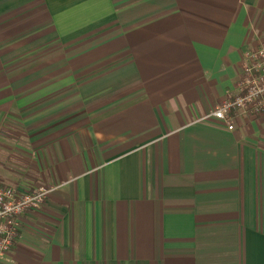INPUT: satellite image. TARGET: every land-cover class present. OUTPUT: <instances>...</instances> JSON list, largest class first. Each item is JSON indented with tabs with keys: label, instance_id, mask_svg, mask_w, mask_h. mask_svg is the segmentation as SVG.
<instances>
[{
	"label": "crops",
	"instance_id": "0c3cea01",
	"mask_svg": "<svg viewBox=\"0 0 264 264\" xmlns=\"http://www.w3.org/2000/svg\"><path fill=\"white\" fill-rule=\"evenodd\" d=\"M264 0H0V181L52 187L0 264H264V114L206 116Z\"/></svg>",
	"mask_w": 264,
	"mask_h": 264
},
{
	"label": "built area",
	"instance_id": "2783aa9c",
	"mask_svg": "<svg viewBox=\"0 0 264 264\" xmlns=\"http://www.w3.org/2000/svg\"><path fill=\"white\" fill-rule=\"evenodd\" d=\"M264 114V45L246 56L238 80V92H229L206 118L223 121L235 128L234 119L241 113ZM53 188L35 184L28 188L0 181V257L16 244L26 215L41 209Z\"/></svg>",
	"mask_w": 264,
	"mask_h": 264
},
{
	"label": "rangeland",
	"instance_id": "374dc122",
	"mask_svg": "<svg viewBox=\"0 0 264 264\" xmlns=\"http://www.w3.org/2000/svg\"><path fill=\"white\" fill-rule=\"evenodd\" d=\"M6 184V183H5ZM8 185H12V184H8ZM19 238V237H18Z\"/></svg>",
	"mask_w": 264,
	"mask_h": 264
}]
</instances>
